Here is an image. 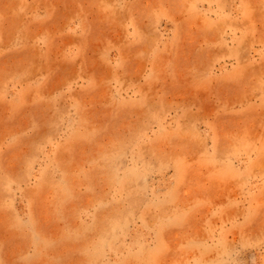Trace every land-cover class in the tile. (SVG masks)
Segmentation results:
<instances>
[{"label": "rangeland", "instance_id": "1", "mask_svg": "<svg viewBox=\"0 0 264 264\" xmlns=\"http://www.w3.org/2000/svg\"><path fill=\"white\" fill-rule=\"evenodd\" d=\"M0 264H264V0H0Z\"/></svg>", "mask_w": 264, "mask_h": 264}]
</instances>
